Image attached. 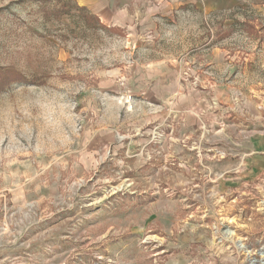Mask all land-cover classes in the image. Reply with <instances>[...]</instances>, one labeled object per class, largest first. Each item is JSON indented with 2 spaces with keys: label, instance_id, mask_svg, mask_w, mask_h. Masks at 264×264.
I'll use <instances>...</instances> for the list:
<instances>
[{
  "label": "rangeland",
  "instance_id": "374dc122",
  "mask_svg": "<svg viewBox=\"0 0 264 264\" xmlns=\"http://www.w3.org/2000/svg\"><path fill=\"white\" fill-rule=\"evenodd\" d=\"M39 3L0 0V264H264V0Z\"/></svg>",
  "mask_w": 264,
  "mask_h": 264
},
{
  "label": "trees",
  "instance_id": "16d2710c",
  "mask_svg": "<svg viewBox=\"0 0 264 264\" xmlns=\"http://www.w3.org/2000/svg\"><path fill=\"white\" fill-rule=\"evenodd\" d=\"M39 1V6L41 12L46 18H59L63 14H70L73 10L78 12V16L82 19L84 26L90 28L106 27L98 15L91 13L86 6L80 5L75 0H58L61 4L57 7V4L52 8L49 4L53 0H37ZM57 1V0H56ZM25 80L17 70L12 71L10 68L0 67V91L5 90L14 81Z\"/></svg>",
  "mask_w": 264,
  "mask_h": 264
},
{
  "label": "crops",
  "instance_id": "0c3cea01",
  "mask_svg": "<svg viewBox=\"0 0 264 264\" xmlns=\"http://www.w3.org/2000/svg\"><path fill=\"white\" fill-rule=\"evenodd\" d=\"M80 4L85 5L92 13L100 16L101 20L109 22L116 17L117 9L125 6H131V2L134 3L141 0H78ZM169 8V7H167ZM115 21V19L113 20ZM154 101L152 98H148ZM262 143V142H261ZM255 144L253 152H264L262 144ZM254 154V153H253ZM262 169H264V155H255L250 158V163L247 164L245 172L249 176H256ZM251 170V173H249ZM253 174V175H252ZM256 174V175H254Z\"/></svg>",
  "mask_w": 264,
  "mask_h": 264
}]
</instances>
